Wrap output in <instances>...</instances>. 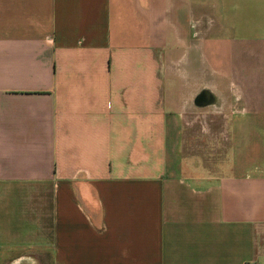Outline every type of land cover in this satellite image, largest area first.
<instances>
[{
    "label": "crops",
    "instance_id": "1",
    "mask_svg": "<svg viewBox=\"0 0 264 264\" xmlns=\"http://www.w3.org/2000/svg\"><path fill=\"white\" fill-rule=\"evenodd\" d=\"M264 264V0H0V264Z\"/></svg>",
    "mask_w": 264,
    "mask_h": 264
},
{
    "label": "built area",
    "instance_id": "2",
    "mask_svg": "<svg viewBox=\"0 0 264 264\" xmlns=\"http://www.w3.org/2000/svg\"><path fill=\"white\" fill-rule=\"evenodd\" d=\"M249 264H255V263H249Z\"/></svg>",
    "mask_w": 264,
    "mask_h": 264
}]
</instances>
